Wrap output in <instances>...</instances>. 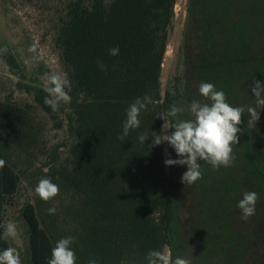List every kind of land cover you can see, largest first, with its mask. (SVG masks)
Here are the masks:
<instances>
[{
    "label": "trees",
    "instance_id": "1",
    "mask_svg": "<svg viewBox=\"0 0 264 264\" xmlns=\"http://www.w3.org/2000/svg\"><path fill=\"white\" fill-rule=\"evenodd\" d=\"M176 3L66 4L55 44L71 80V103L52 111L44 103L48 94L43 88L35 89L33 98L52 120L61 117L57 125L65 126L72 144L65 163L57 161V148L48 154L46 170L40 171L41 178L59 186L58 204L38 198L21 210L30 264H48L55 243L68 236L74 237L76 264L93 259L119 264L125 257L147 264L146 254L165 246L173 261L178 256L187 259L192 245L190 264H264V108L255 126L247 123V106H255L250 85L253 79L264 82V0H186L178 60L183 73L162 95L161 68ZM117 46L119 55L110 56L108 50ZM0 56L13 75L24 77L8 49ZM98 61L106 71L97 67ZM201 82L212 83L230 105L244 106L245 112L238 125L239 142L233 146V165L213 170L201 161L202 179L188 185L192 211L187 225L180 215L179 166L164 163L165 150L176 159L175 150L167 143L149 147L151 136L143 146L138 136L159 133L164 120H187L191 114L186 109L193 100L206 102L199 94ZM144 95L153 103L142 111L140 127L122 142L118 136L126 109ZM173 104L185 111L168 117ZM34 139L27 113L0 101V159L5 161L0 169V219L4 206L17 203L23 171L16 161L34 146ZM246 191L259 196L252 238L237 227V203ZM50 207H56L55 214H48ZM7 247L0 239V250Z\"/></svg>",
    "mask_w": 264,
    "mask_h": 264
},
{
    "label": "rangeland",
    "instance_id": "2",
    "mask_svg": "<svg viewBox=\"0 0 264 264\" xmlns=\"http://www.w3.org/2000/svg\"><path fill=\"white\" fill-rule=\"evenodd\" d=\"M69 1L71 0H0V49L7 48L11 52L24 74L23 78L13 75L0 56V101L23 109L31 119L35 134L34 146L21 154L18 162L14 160L17 169L23 172L17 203L10 210L9 216L11 221L18 225L19 236L12 239V245L19 252H23L21 253L22 261L24 256H27L28 232L21 210L25 204H35L39 198L34 189L41 179L40 171L46 170L44 166L48 161V154L58 148L57 161L65 163L69 158V149L72 144L65 126L60 128L57 125L61 117L52 120L33 98L35 89H45L47 86L46 74L64 73L59 59V49L55 44V36L59 17ZM185 16L186 0H177L175 20L161 68L162 95L173 82L174 77L183 73V67L178 68V60ZM32 47H35V53L29 51ZM34 56L37 59L34 60ZM188 115H190L189 112ZM191 118L190 115L188 119ZM166 153L168 154L167 150H165V159ZM186 168V165L179 166L177 178L180 215L188 225L192 211V196L189 186L181 182V176ZM50 202L58 204L55 198ZM253 222V216L247 222L243 221L238 208L237 227L243 230L242 233L246 238L254 236ZM193 246L188 251V260H191V254L194 253Z\"/></svg>",
    "mask_w": 264,
    "mask_h": 264
},
{
    "label": "clouds",
    "instance_id": "3",
    "mask_svg": "<svg viewBox=\"0 0 264 264\" xmlns=\"http://www.w3.org/2000/svg\"><path fill=\"white\" fill-rule=\"evenodd\" d=\"M35 53V47L29 49ZM7 48L0 49V54H6ZM110 56L119 55V47H112L108 50ZM33 59H37L36 56ZM97 67L101 71H106V65L102 61L97 62ZM47 86L45 91L47 96L44 103L52 111H58L64 105L71 103V80L67 73L53 72L46 74ZM252 95L255 97V106H247L249 114V125H256L260 118L259 110L264 108V82L253 79L250 85ZM199 94L205 98L206 102L193 100L187 107L191 114V119H177L174 124L165 121L160 132L141 133L138 141L144 146V142L152 137L149 147L159 146L167 143L175 150L177 159H172L166 153L164 161L165 166H187V170L181 176V182L184 185L194 184L202 179L201 161L210 164L213 170H219L221 167L227 168L233 165L235 156L233 146L239 142L238 134L241 129L238 125L242 122V116L245 112L244 106H232L227 102L226 94L223 91L216 90L212 83L201 82L199 84ZM153 103L152 97L144 95L137 97L126 109V119L122 125V134L118 139L122 142L129 136L131 130L140 127V115L147 109L149 104ZM67 110V108H65ZM185 109L173 104L167 112L168 117H177ZM171 131L170 134L169 130ZM5 165V161L0 159V169ZM35 194L43 201L48 202L59 195V186L49 178H41L35 189ZM259 199L255 191H246L242 194V199L237 203L241 212V219L247 222L255 215L256 203ZM57 211L56 207L47 209L48 214L53 215ZM3 228L5 238L16 239L19 236L18 225L14 221H8L0 225ZM74 237L68 236L59 239L51 251V258L48 264H76V254L72 249ZM145 260L147 264H190V260L183 257H176L173 261L167 247L164 250H150ZM0 264H22L20 253L15 247H7L0 251ZM88 264H98L97 260H89ZM119 264H134L127 259H121Z\"/></svg>",
    "mask_w": 264,
    "mask_h": 264
},
{
    "label": "crops",
    "instance_id": "4",
    "mask_svg": "<svg viewBox=\"0 0 264 264\" xmlns=\"http://www.w3.org/2000/svg\"><path fill=\"white\" fill-rule=\"evenodd\" d=\"M17 199V198H16ZM15 206V205H14ZM14 206H4V212H3V217L0 219V225L2 224H6L8 221H11L10 219V216H9V212L10 210L14 207ZM3 231L4 229L3 228H0V239L3 240L6 244H8L9 247H13L12 245V239L10 238H5L3 236ZM28 235V234H27ZM2 251V250H0ZM20 253V258H21V261H22V254L23 253L22 251L19 252ZM27 256L25 257L24 256V260L22 261V264H30V250H29V245L27 244ZM25 255V254H24Z\"/></svg>",
    "mask_w": 264,
    "mask_h": 264
}]
</instances>
